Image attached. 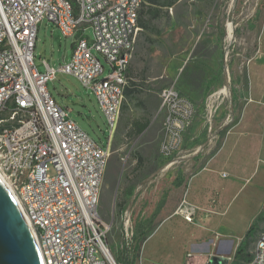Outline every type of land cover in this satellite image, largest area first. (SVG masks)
I'll return each mask as SVG.
<instances>
[{
    "label": "rangeland",
    "instance_id": "rangeland-1",
    "mask_svg": "<svg viewBox=\"0 0 264 264\" xmlns=\"http://www.w3.org/2000/svg\"><path fill=\"white\" fill-rule=\"evenodd\" d=\"M164 9L169 17L164 15L155 22L158 35L138 28L133 55L135 51L149 53L155 61L164 48L171 57L167 64L174 76L170 81H162L149 80L140 72L133 74L140 86L123 99L100 186L98 214L104 223V242L117 264L125 241V216L132 234L137 237L132 241L135 245L142 234H151L163 218L173 215L183 222L170 220L143 247L142 243L134 255V264L158 256L166 259V264H177L182 254L181 244L205 232L202 226L205 221L194 228L191 225L203 219L199 217L201 209L190 224L184 223L175 211L192 175L211 158L208 168L199 172L192 184L195 190H201L208 181L211 186H217L218 205L225 211L211 215L206 224L229 227L241 234L264 203V0H175ZM227 28L228 32L232 28L230 38H227ZM220 32L223 57L221 62L207 68L213 62L207 47H215L212 41ZM85 33L91 41L92 30L88 28ZM71 42L72 38L63 37L52 22L43 20L38 26L33 50L38 70L45 71L43 61L57 68L68 60ZM94 53L107 69L104 57ZM210 72L214 75L216 72V87L213 91L196 93V112L184 132L181 149L172 156H162L159 143L163 137V118L152 110L156 99L159 101V91L162 87L174 86L191 96L186 91L187 80L195 81V76L199 80ZM46 87L81 130L101 146L106 145L109 128L89 89L74 76L61 72H56ZM146 99L151 100L152 106H146ZM136 123L147 126L137 134ZM218 171L226 173V177H220ZM120 203L122 207L118 206ZM191 203L199 205L196 201ZM261 215L263 220L257 223L247 247L249 254L258 233L264 229V211ZM204 240L197 238L193 244H202ZM194 247L189 244L190 249ZM224 258L220 264H234L230 260L232 255ZM204 260L202 257L196 264H206Z\"/></svg>",
    "mask_w": 264,
    "mask_h": 264
},
{
    "label": "built area",
    "instance_id": "built-area-1",
    "mask_svg": "<svg viewBox=\"0 0 264 264\" xmlns=\"http://www.w3.org/2000/svg\"><path fill=\"white\" fill-rule=\"evenodd\" d=\"M137 2L144 1L57 0L60 11H50L45 0H0V179L24 219L37 221L49 247L48 263L117 264L105 245L98 214L113 135L105 146L98 144L54 100L46 84L56 72L74 76L94 95L114 133L124 98L111 89L109 78L127 86ZM43 20L72 38V51L57 68L43 61L41 72L33 50ZM88 28L96 30V39L89 40ZM94 51L104 57L107 69ZM158 97L163 111L159 152L169 157L181 149L196 107L174 86L163 87ZM175 212L191 222L196 207L184 196ZM128 222L125 216L126 244L133 236ZM256 238L251 264H264V231Z\"/></svg>",
    "mask_w": 264,
    "mask_h": 264
},
{
    "label": "crops",
    "instance_id": "crops-1",
    "mask_svg": "<svg viewBox=\"0 0 264 264\" xmlns=\"http://www.w3.org/2000/svg\"><path fill=\"white\" fill-rule=\"evenodd\" d=\"M165 10L166 9L163 8L162 11L164 13L162 14L161 18L164 15L167 16V18L169 17L167 11H165ZM161 18L157 19L155 22H157ZM155 22L152 23L155 27L154 32L149 30V29L141 28L138 25H137V27L142 29L143 31H147L149 33L158 35L159 31L156 28ZM222 38H223L222 32H220V34H218V36H215V38H214L215 41L214 42L212 41V44H215V47L213 48L212 45L210 47H207V51H209V53L212 54V56L210 57V60L213 61V62L207 64V68L209 66L212 68V66L217 64L218 61L221 62V58L223 57V54H224V50H223V47L221 44ZM148 41L153 42V40H151V39H148ZM71 46H72V42H71ZM170 59H171L170 55L167 54L166 51H164V48H163V54L159 55V57L155 61H153V58L151 55H149V53L141 54L138 51H135L134 55L131 59L130 65L128 67V70H127V86H125V88H124V98H125V96H131L135 91H137V89L140 86L136 83V79L134 78V75H133L136 72H140V73L145 74L149 78V80L170 81L171 80L170 78H173V76H174L173 73L170 74L171 72L169 71V68H168V64L170 62ZM165 62H166V64H165ZM195 69L197 70L198 68L196 67ZM216 72H215V75L212 72H210L208 75L205 74V77L201 76V79H199V80L196 76L194 79L195 81H192L191 79L187 80L186 91H188L189 94H191V96L188 94L182 93L181 90H179L176 87L175 88L180 93H182L183 95H185L189 99H191V101H193V103L195 105V98H197L196 93H200L201 91H202V93H206L207 91H213L215 89L216 78H217ZM197 81H200V82L196 83ZM199 86H201V87H199ZM126 90L131 91V93L129 95H126V93H125ZM221 91H223V90H221ZM147 98H149V97H147ZM146 106L147 107L152 106L151 100L146 99ZM195 107H196V105H195ZM152 110L158 112L160 117L163 118V111H161L159 109V101H157V99H156V104H154ZM211 160H212V158L208 161V163L206 164V166L204 168H202L201 170H199L198 172H196L195 174L192 175L190 183H189L190 186L188 185L186 193H185V199L188 202L191 203L192 201H196L197 203H199L198 206L194 205L195 207H197L195 214H198L199 209H201V212L199 213V217L201 216L203 218V219H201V220L199 219L197 221V225H191V226H193L194 228H198L199 226L202 225V220H204L205 223L202 226H203V231L205 230V232L199 234L198 236H194L193 239L191 237L189 241L183 242L181 244L182 245V254H181L177 264H196V263H198V261H201L202 257H205L204 262L206 264H209V262H211V261H213V264L223 263L225 256L232 255V257H233V254H234L236 248L240 245L246 230L250 226L249 223L245 224V226L243 227V230H241V234H236L229 227L226 228V227H223L221 225H208V224H206V221L209 218H211V215L224 213V211H225V210H221L220 206L218 205L219 188L217 186L216 187L211 186L210 182L208 181L205 184V186L201 187V190L200 189L195 190L193 187V184H192L194 181V177L199 172H201L203 169L208 168V165L211 162ZM218 172H219L220 177H222L221 176L222 172L221 173H220V171H218ZM209 184H210V186H209ZM202 189H204V190H202ZM263 207H264V203L261 206V209H260L258 215L261 214ZM172 219L182 221L181 219H177V217H175L174 215L163 218L161 220V222L158 224V226L156 227V229L154 230V232H152L151 234H148L147 237L145 238V240H143L142 247L146 242L151 240L157 232H159L161 229H163L166 226V224L169 223L170 220H172ZM191 222H187V221L185 222L184 221V223H186V224H190ZM168 228L170 229V226ZM194 231H196V230H193V235H196ZM197 238H201V239L203 238L205 240H204V242H202V244L201 243L197 244V245L193 244L194 240ZM189 244L195 245V247L190 249ZM156 259H157V261H156ZM165 260H163L162 257L158 256L157 258H149V260H147V261H145L143 259V262H141V264H166L167 262H164ZM230 260H232V259H230ZM240 262H241V264L246 263V262H242V261H240ZM228 263H226V264H228Z\"/></svg>",
    "mask_w": 264,
    "mask_h": 264
},
{
    "label": "water",
    "instance_id": "water-1",
    "mask_svg": "<svg viewBox=\"0 0 264 264\" xmlns=\"http://www.w3.org/2000/svg\"><path fill=\"white\" fill-rule=\"evenodd\" d=\"M0 264H44L30 226L1 179Z\"/></svg>",
    "mask_w": 264,
    "mask_h": 264
},
{
    "label": "trees",
    "instance_id": "trees-1",
    "mask_svg": "<svg viewBox=\"0 0 264 264\" xmlns=\"http://www.w3.org/2000/svg\"><path fill=\"white\" fill-rule=\"evenodd\" d=\"M175 0H144V3L141 6V9L138 13L137 25L144 29H149L151 31L154 30V23L157 19L161 18L164 13L162 10L165 7H169L174 3ZM126 95H129L131 91H125ZM146 123H136L135 124V132L137 134L144 131L146 128ZM140 162L141 159H138ZM123 203H120L118 206L122 207ZM264 211V207L263 210ZM261 211V212H262ZM263 220V216L261 214L257 215L254 219L253 223L250 224L248 229L246 230L240 245L236 248L232 262L236 264L238 261L247 262L250 257V254L247 252V247L252 240V236L255 233V227L259 221ZM148 234H142L138 243L135 242V245L132 241L136 240V236H132L131 240L126 244L121 245V249L118 254V262L119 264H134V255L137 254L139 250V246L142 244L143 240L147 237ZM134 239V240H133ZM105 241V239H104Z\"/></svg>",
    "mask_w": 264,
    "mask_h": 264
},
{
    "label": "bare ground",
    "instance_id": "bare-ground-1",
    "mask_svg": "<svg viewBox=\"0 0 264 264\" xmlns=\"http://www.w3.org/2000/svg\"><path fill=\"white\" fill-rule=\"evenodd\" d=\"M142 1H144V0H142ZM142 3L143 2H137L134 4V11L135 12H139ZM45 5H46V7H48V9H50V11H60V4L57 3V0H45ZM229 23H231V21ZM136 26H137V17H136ZM92 32H93L92 39H96V30H92ZM231 32H232V28H230V32H228V28H227V38H230L232 36ZM109 85H110L111 89L116 91V93L118 95H121V97L124 98V88L126 86L125 81L118 80L116 78H109ZM222 90L224 91V89H222ZM108 128H109V135H112V133H113L112 125H108ZM1 180H2V178H1ZM3 183L5 184V182H3ZM5 186L7 187L8 190L10 189L7 184H5ZM9 191H11V190H9ZM26 222L30 226L32 233L35 236V239H36L38 247L40 249V253H41L44 264H51V263H48L49 247L46 245L45 240L43 239V233H41V231L38 230L37 221L26 220ZM261 231H264V229H262ZM256 247H257V238L253 244L252 250L250 251V258L244 264H251L252 263V256H254V254H256Z\"/></svg>",
    "mask_w": 264,
    "mask_h": 264
}]
</instances>
